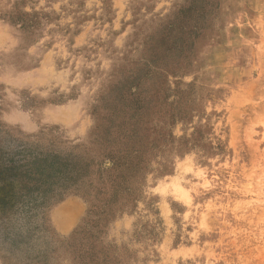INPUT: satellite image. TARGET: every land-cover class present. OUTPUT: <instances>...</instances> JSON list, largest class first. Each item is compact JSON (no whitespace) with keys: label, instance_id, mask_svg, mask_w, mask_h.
Masks as SVG:
<instances>
[{"label":"rangeland","instance_id":"obj_1","mask_svg":"<svg viewBox=\"0 0 264 264\" xmlns=\"http://www.w3.org/2000/svg\"><path fill=\"white\" fill-rule=\"evenodd\" d=\"M0 264H264V0H0Z\"/></svg>","mask_w":264,"mask_h":264},{"label":"bare ground","instance_id":"obj_2","mask_svg":"<svg viewBox=\"0 0 264 264\" xmlns=\"http://www.w3.org/2000/svg\"><path fill=\"white\" fill-rule=\"evenodd\" d=\"M65 212V211H64ZM73 218V217H72ZM56 219L59 221V222H62V225H64L63 223H65V228L69 227L70 225V222L68 219H65V216L62 215V213H57L56 214ZM71 221V220H70ZM60 224V223H59Z\"/></svg>","mask_w":264,"mask_h":264},{"label":"trees","instance_id":"obj_3","mask_svg":"<svg viewBox=\"0 0 264 264\" xmlns=\"http://www.w3.org/2000/svg\"><path fill=\"white\" fill-rule=\"evenodd\" d=\"M40 178V177H39ZM23 207H31V202L29 200L22 202Z\"/></svg>","mask_w":264,"mask_h":264},{"label":"crops","instance_id":"obj_4","mask_svg":"<svg viewBox=\"0 0 264 264\" xmlns=\"http://www.w3.org/2000/svg\"><path fill=\"white\" fill-rule=\"evenodd\" d=\"M66 203V202H65ZM75 217V216H74Z\"/></svg>","mask_w":264,"mask_h":264}]
</instances>
